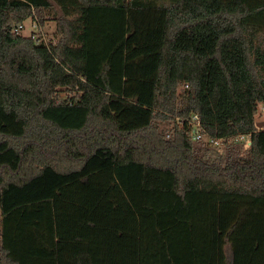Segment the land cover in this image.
<instances>
[{
  "label": "trees",
  "instance_id": "16d2710c",
  "mask_svg": "<svg viewBox=\"0 0 264 264\" xmlns=\"http://www.w3.org/2000/svg\"><path fill=\"white\" fill-rule=\"evenodd\" d=\"M263 41L264 0H0V264H264Z\"/></svg>",
  "mask_w": 264,
  "mask_h": 264
},
{
  "label": "built area",
  "instance_id": "2783aa9c",
  "mask_svg": "<svg viewBox=\"0 0 264 264\" xmlns=\"http://www.w3.org/2000/svg\"><path fill=\"white\" fill-rule=\"evenodd\" d=\"M31 29H33L31 34H35V38L37 40L38 44H43L46 47H49V40H46L44 30L41 29L38 26L37 22H33L31 24ZM23 27H20L19 30H21ZM192 136L194 141H201L205 142L207 144V147L210 148L211 151L217 152L218 154L223 153L225 151V143H236V144H243L245 148H249L251 145V134L248 135H239L235 137L230 138H213L208 133H205V130L203 129L199 117L194 116L192 118ZM258 130H264V126L261 128H258Z\"/></svg>",
  "mask_w": 264,
  "mask_h": 264
},
{
  "label": "rangeland",
  "instance_id": "374dc122",
  "mask_svg": "<svg viewBox=\"0 0 264 264\" xmlns=\"http://www.w3.org/2000/svg\"><path fill=\"white\" fill-rule=\"evenodd\" d=\"M46 25H47V27H46V29H44L43 32L45 33L44 36H45L46 40H49L50 37L53 36V33L55 31L54 20H50ZM31 28H32L31 24H27V27L24 31V34L26 36H30L31 31L33 30ZM32 32H35V29ZM263 45H264V41H263ZM178 91H179L178 93H182L183 88L181 87ZM257 122L260 124L264 123V107L263 106L260 107V115L257 117ZM215 155H223V153L218 154L217 152L212 151L209 154V158H213ZM0 221H1V211H0ZM0 231H1V225H0ZM227 254L229 255V257L231 256L230 246L227 247Z\"/></svg>",
  "mask_w": 264,
  "mask_h": 264
},
{
  "label": "water",
  "instance_id": "95a60500",
  "mask_svg": "<svg viewBox=\"0 0 264 264\" xmlns=\"http://www.w3.org/2000/svg\"><path fill=\"white\" fill-rule=\"evenodd\" d=\"M257 126H258V128H261V127L264 126V123H263V124H260V123H259Z\"/></svg>",
  "mask_w": 264,
  "mask_h": 264
},
{
  "label": "crops",
  "instance_id": "0c3cea01",
  "mask_svg": "<svg viewBox=\"0 0 264 264\" xmlns=\"http://www.w3.org/2000/svg\"><path fill=\"white\" fill-rule=\"evenodd\" d=\"M27 27V26H26Z\"/></svg>",
  "mask_w": 264,
  "mask_h": 264
}]
</instances>
